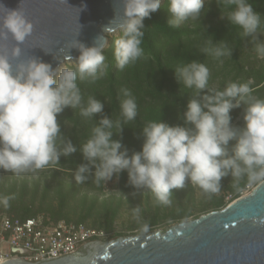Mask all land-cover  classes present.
Instances as JSON below:
<instances>
[{
	"label": "clouds",
	"instance_id": "9594fccd",
	"mask_svg": "<svg viewBox=\"0 0 264 264\" xmlns=\"http://www.w3.org/2000/svg\"><path fill=\"white\" fill-rule=\"evenodd\" d=\"M162 0H122L119 22L103 26L91 45L76 39V68L53 67L39 57L19 59L22 45L33 32V24L19 7L7 9L0 18V38L9 34L16 42L9 55H0V170L15 176L36 173L50 164L59 163L78 151L70 138L65 139L58 115L66 108L79 109L84 118L102 114L104 104L94 96L84 101L77 80L95 83L103 75L105 33L118 31L114 40V57L119 70L134 64L144 55L142 42L144 20L150 18ZM218 6L230 8L228 21L241 29L242 38H251L259 57H264V42H259L261 14L249 0H217ZM204 0H168L167 23L178 28L185 21H199ZM104 40V44L98 41ZM226 41L209 40L201 49L214 59L232 56ZM177 82L193 95L182 113L183 124L170 125L149 121L141 130V149L123 145L119 135L128 122L138 115V105L128 88H121L120 117L113 120L103 114L92 127L90 136L79 152L86 163L77 166L74 180L83 184L89 176L95 183H107L114 176L127 172V185L148 189L154 203L168 206L173 190L186 182L211 197L221 191V181L231 176L233 187L247 179L264 183V98L253 95L251 82H229L219 90L209 87L210 70L202 62L192 60L174 69ZM243 105V126L232 123L231 111ZM230 141H235L229 146ZM10 196H0V204L8 207ZM132 216L139 220L141 208L132 207ZM145 231L147 228L145 227Z\"/></svg>",
	"mask_w": 264,
	"mask_h": 264
},
{
	"label": "trees",
	"instance_id": "16d2710c",
	"mask_svg": "<svg viewBox=\"0 0 264 264\" xmlns=\"http://www.w3.org/2000/svg\"><path fill=\"white\" fill-rule=\"evenodd\" d=\"M249 3L257 12L264 14V0H249ZM167 7L168 0H162L161 7L152 13L150 18L144 20L145 35L141 45L144 55L134 64L123 70H119L116 66L114 40L119 37V33L117 36H112L108 45L103 49L105 61L102 69L104 75L95 83L77 80L84 101L86 102L89 96H94L104 104V111L102 114H96L94 118H84L79 114V109L66 108L58 115L64 138H70L78 151L68 157L61 156L59 163L50 164L45 168L51 169V179L44 180L39 208H35L34 205V195L38 192L41 183L39 179H23L18 184L16 180L10 182L9 178H2V173L5 172L0 170V196L11 197L8 207L0 204V211L8 216L23 219L36 216L41 212H48L47 216L52 220L70 221L63 215V210L70 200L83 191L82 187H85V190L102 191L103 182L97 185L93 176H89L83 184H77L74 180L70 182L68 188L64 189L65 180L61 178L60 172L74 176L77 166L86 163L79 148L90 136L92 127L98 123L97 120L101 115L106 114L113 120L122 119L120 117V101L123 98L120 89L122 87L131 90L138 105V115L135 120L124 126L121 134H114L113 138L120 139L123 145L129 149V154L133 150L141 149L143 141L141 130L149 121L161 119L170 125L183 124L182 113L193 92L177 82L173 69L178 65L197 60L204 63L210 70L209 87L223 90L227 81H250L253 95L264 98V65L258 69L252 66L248 68L242 59L244 46L251 38H242L241 29L232 25L227 18L214 23L198 21L192 25L181 24L178 28H172L167 23L170 18ZM204 8L201 14L209 9L227 13L231 10L222 5L218 6L217 0H206ZM263 30L264 19L258 32ZM222 39L233 49L232 56L214 59L201 52L209 40L215 42ZM67 67L76 68L73 65ZM231 116L233 122L237 113H233ZM127 179V172L122 171L119 174L121 190L123 192L137 190L127 185ZM54 182L55 184H53ZM247 182L245 178L240 181L236 189H232L233 200L238 197L237 192H241ZM29 183L33 185V197L27 199L26 191ZM51 189L55 191L58 200L55 210L51 205H48L46 209L42 207L46 203V197ZM221 205H223V200L214 203L216 207ZM74 221L81 222V220Z\"/></svg>",
	"mask_w": 264,
	"mask_h": 264
},
{
	"label": "water",
	"instance_id": "95a60500",
	"mask_svg": "<svg viewBox=\"0 0 264 264\" xmlns=\"http://www.w3.org/2000/svg\"><path fill=\"white\" fill-rule=\"evenodd\" d=\"M18 7L33 24L19 59L36 56L57 67L64 60L76 61L79 52L71 49L76 39L91 45L114 15L115 26L123 5L122 0H0V18ZM113 33H105V39ZM15 44L10 34L0 38V55L11 58ZM2 264H264V183L194 219L90 241L74 252L36 262L17 258Z\"/></svg>",
	"mask_w": 264,
	"mask_h": 264
},
{
	"label": "rangeland",
	"instance_id": "374dc122",
	"mask_svg": "<svg viewBox=\"0 0 264 264\" xmlns=\"http://www.w3.org/2000/svg\"><path fill=\"white\" fill-rule=\"evenodd\" d=\"M206 2V0H204ZM202 17L199 21L203 23L219 22L223 20L221 16H227V12H218L217 10H208L201 14ZM261 19H264V14H261ZM197 21H185L181 24L192 25ZM119 34L116 31L113 34L106 35L108 43L112 36ZM259 42H264V30L258 32ZM107 43V45H108ZM243 61L245 65L255 69L263 67L264 57H259L255 51V47L251 39L245 44L243 51ZM77 61L66 62L64 67L69 65L76 66ZM229 81H227L228 83ZM237 113L236 118L232 122L233 124L242 127L243 126V106L233 109L231 114ZM235 141H230L229 146L234 144ZM60 172L61 178L65 180L64 189L69 187L70 182L74 181L72 174ZM51 169H42L36 173H28L20 176H15L11 172L2 173V178H9L10 182L16 180L18 184L23 179L28 180H40L38 192L34 195L35 208H39L43 194L44 180H50ZM231 176L224 177L221 181L222 187L218 194H214L211 197L207 196L196 186L186 182V185L182 189H174L172 203L168 206L157 205L154 203V196L148 189H137L133 191L123 192L119 186V178L116 176L107 183L103 182V189L101 192L85 190L77 195L74 199L68 202V205L63 210V215L70 221L81 220L87 226L99 228L105 231L106 237L103 241L115 238L118 236L136 235L144 232L152 231L155 229L167 227L176 224L181 221L197 218L199 215L204 214L210 210L219 209L224 207L228 202L233 200L234 192L232 189L233 182ZM240 183V182H239ZM241 192H237L238 197L247 193L246 185ZM254 183V182H253ZM55 184V182L53 183ZM27 199L33 197V185L28 184L27 187ZM223 205L220 207L214 206L215 201L221 202ZM48 205L55 210L58 205L57 195L54 190H50L46 197V203L43 204V208L46 209ZM139 205L141 208V215L139 220H136L132 216L131 209ZM0 213H3L0 211ZM46 216L48 212H41ZM145 227L147 230L145 231Z\"/></svg>",
	"mask_w": 264,
	"mask_h": 264
},
{
	"label": "built area",
	"instance_id": "2783aa9c",
	"mask_svg": "<svg viewBox=\"0 0 264 264\" xmlns=\"http://www.w3.org/2000/svg\"><path fill=\"white\" fill-rule=\"evenodd\" d=\"M256 184L248 183L246 191ZM105 237L104 230L83 222L52 220L44 214L23 219L0 213V264L17 258L36 262L65 255Z\"/></svg>",
	"mask_w": 264,
	"mask_h": 264
},
{
	"label": "bare ground",
	"instance_id": "6f19581e",
	"mask_svg": "<svg viewBox=\"0 0 264 264\" xmlns=\"http://www.w3.org/2000/svg\"><path fill=\"white\" fill-rule=\"evenodd\" d=\"M115 32H116V31H115ZM66 62H67V61H65V60H64L63 62H61V63H60V66H61V67H64Z\"/></svg>",
	"mask_w": 264,
	"mask_h": 264
}]
</instances>
